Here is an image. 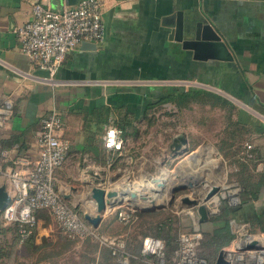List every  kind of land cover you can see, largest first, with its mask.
<instances>
[{
	"label": "crops",
	"instance_id": "obj_1",
	"mask_svg": "<svg viewBox=\"0 0 264 264\" xmlns=\"http://www.w3.org/2000/svg\"><path fill=\"white\" fill-rule=\"evenodd\" d=\"M34 1L53 9L77 2L0 0V103L7 97L13 109L0 129V148L6 152L0 156V168H30L38 154L36 135L40 118L53 109L63 122L60 134L68 141L66 157L53 171V182L58 192L67 195L64 198L73 210L81 217L83 212H94L92 199L84 196L88 186L82 180L107 189L127 187L133 192L110 198L119 202L106 204L94 227L97 233L125 240V235H120L126 234L124 227L134 223L138 212H144L133 209L144 203L135 197L140 190L127 185L137 184L144 175L148 179L168 177L173 167L170 160L180 155L181 161L200 145L202 150L212 147L208 151L223 161L231 175L228 183H237L241 189L243 181L256 194L241 204L233 219L246 221L253 230L264 231V0H103V39L93 42V48H85L80 42L74 45L57 68L52 83L39 78L45 71L33 66L21 52L14 33V28L29 18ZM175 9H180L191 22L210 21L226 41L233 58H193L190 49L168 38L170 28L161 23V17ZM173 86L183 90L197 87L217 95L219 100L196 101L202 110L196 125L185 121L169 132L148 114L155 112L159 104L155 103L158 93ZM193 104L195 101H190L181 110ZM210 111L219 116L218 124L214 125L211 137L199 136L209 127L205 112ZM112 125L121 128L118 149L103 145L105 129ZM178 136L184 142L174 148L173 140ZM247 143L251 145V156L244 157ZM0 184L10 192L6 175L0 176ZM118 208L132 210L128 222L117 219ZM34 214L36 234L51 235L53 220L47 210L36 209ZM181 214V226L194 229L193 223L198 222L195 206L194 211ZM208 216L198 222L201 228L207 221L211 227L214 225ZM113 256L114 263L124 264L119 256ZM134 259L130 264H148L143 255L140 260ZM106 260L96 251L94 264H109ZM129 261L127 258L125 264Z\"/></svg>",
	"mask_w": 264,
	"mask_h": 264
},
{
	"label": "built area",
	"instance_id": "obj_2",
	"mask_svg": "<svg viewBox=\"0 0 264 264\" xmlns=\"http://www.w3.org/2000/svg\"><path fill=\"white\" fill-rule=\"evenodd\" d=\"M103 0H77L73 5L53 9L38 1L30 5L29 18L14 28L20 50L27 59L45 71L39 77L52 83L57 68L65 60L69 50L82 40L99 42L104 36L102 19ZM11 100L5 97L0 103V129L12 113ZM63 122L57 111L51 109L40 118L36 135L38 154L31 161L28 170L9 168L0 176L6 175L11 190L9 200L0 210L4 223H15L18 242L32 234L36 209H46L59 228L68 237L83 239L97 238L96 229L78 215L66 199L54 187L53 171L60 166L67 154L68 141L60 134ZM121 128L109 126L103 135V145L118 149L121 146ZM244 157L251 156L249 143L245 144ZM0 148V156L5 155ZM240 186L237 183L220 184L218 191L204 201L209 214L216 213L223 201L235 206L240 203ZM200 202V199L197 200ZM116 217L128 222L132 210L118 208ZM232 237L221 246L212 262L199 253L201 237L195 227L192 230L177 231L175 245L168 249L166 240L156 235H144L140 240L139 252L148 264H264V231L253 230L246 221L229 219ZM125 240L116 236L108 239L110 253L119 256L126 263L128 255L124 250Z\"/></svg>",
	"mask_w": 264,
	"mask_h": 264
},
{
	"label": "rangeland",
	"instance_id": "obj_3",
	"mask_svg": "<svg viewBox=\"0 0 264 264\" xmlns=\"http://www.w3.org/2000/svg\"><path fill=\"white\" fill-rule=\"evenodd\" d=\"M172 104L165 102L159 103L154 108L155 112L148 114L151 115V119L156 117L157 121H159V125L161 127H165V129L169 132H174L177 130L176 127H180L185 121H190L192 122L191 124L196 125L198 119L197 117L200 114L202 115L201 107L199 106L200 111H198L199 107L196 106V102L193 104V106L184 108L183 110L177 109L175 105ZM205 113H208L209 116L207 118L209 120V124L207 123L209 127L206 130H202V132L199 133V136L203 135L209 138L213 132L214 125L218 124L217 121L219 120V116L212 111ZM145 132L146 131H144L142 134L144 135ZM138 136L142 137L141 134ZM140 137L138 138L140 139ZM202 146L203 145H200L198 148L200 152L198 150L187 152L185 158L181 161H179L180 155H175L170 160L171 166H173L171 167V171L168 175V180H170V182H165L164 186L160 187L161 189L159 192L149 190L152 184L149 181L147 175L142 176L137 184L131 186L130 184L127 185L130 188L140 190V192L144 193L146 196L148 195L146 197L147 199H150V197L153 195L160 196L158 199H155L154 202H161L164 206L154 209L153 213L150 215H142L138 212L134 223L129 225V227H124L126 228V234H120L125 235L126 244L134 242V240L141 239V237L138 235V231L141 230H145L147 234L154 235V226L157 221L164 222L163 225H165V223L166 225L171 224V228L169 227L171 233H176L177 231L184 229L189 230L191 228L182 227L179 220V217L182 215L181 213L183 211H194V206H191L180 200L182 195L188 196L189 190L185 188L176 191L172 200L168 201L169 185L171 181L173 182L178 180V178L174 176V173L178 174V176L181 178L187 176L188 174H193L194 176L200 174L203 178L207 179L211 183H216L219 186L220 184L229 182L228 177L231 175L229 171L225 170L226 166L223 161L213 156V154L208 151L209 148L213 149L212 147H206L205 150H202ZM190 152L193 154L194 163H192V160L190 158L188 159L187 157ZM184 160H186V162ZM145 167H148L147 164H145ZM225 176V181H221ZM124 187H126V185ZM199 198L200 196L197 200H199ZM144 203L147 202L144 201ZM80 208L81 206L78 207V209ZM48 215L53 220V222L50 224L51 235L38 236V234H36L35 225L31 235V243H29V245L26 243L17 242V240H15L12 224L4 223L0 217V264H94V255L96 254V251H101L103 248H105V244L107 243L108 239H110L108 236L111 235L98 232L97 238L77 241L79 239H74L64 234L54 221L53 217L49 213ZM193 227L197 228L201 236L211 228L210 222L208 221L202 228L199 226L198 222H194ZM120 230H124L123 227H121ZM162 232H165V230ZM166 245L168 246L167 241ZM198 251L199 253H204L201 244L198 245ZM206 259L209 261V258L206 257ZM108 261L113 262L111 258H108ZM136 264L141 263L137 262Z\"/></svg>",
	"mask_w": 264,
	"mask_h": 264
},
{
	"label": "water",
	"instance_id": "obj_4",
	"mask_svg": "<svg viewBox=\"0 0 264 264\" xmlns=\"http://www.w3.org/2000/svg\"><path fill=\"white\" fill-rule=\"evenodd\" d=\"M161 23L169 26L170 28L168 38L180 42V46L182 48L190 49L193 58H218L222 60H230L233 58L226 41L220 36L211 22L206 19H199L191 22V20L183 17L180 9H175L163 15L161 17ZM80 43L81 46L85 48L94 47V43L92 41L82 40ZM176 139L179 140V142L175 141ZM176 139L173 140L174 148H177L180 142H184V139L181 136L176 137ZM187 157L192 160V163H194V157L191 152L187 155ZM174 176H176L178 180L173 182L171 181L169 185L168 201L172 200L176 191L186 188L189 190L188 196L182 195L180 200L191 206H195L196 213L198 214V222L206 219L208 213L204 201L218 191L219 185L211 183L200 174L195 176L193 174H188L187 176L181 178L178 174L174 173ZM149 181L156 184L151 186V190L155 192L160 191V187L163 185V182H170L166 176H151L149 177ZM82 183L88 186L84 196L92 199L94 204V212H83L82 217L93 227L98 225L101 213L105 209L106 204L112 205L115 202H119V199L110 198H114L116 195H124L126 193L129 195L133 194L132 191H128V188L119 190L114 188L107 189L98 184H91L88 180H82ZM139 193L141 194L142 199L146 198L144 193ZM61 195L63 197H67L65 194L61 193ZM199 196L200 202H197ZM8 200L9 194L5 190L4 185L0 184V210L6 205ZM145 202L147 203H143L140 206H133V209L136 211H149L164 206L163 203H155L154 200L149 198L146 199Z\"/></svg>",
	"mask_w": 264,
	"mask_h": 264
},
{
	"label": "trees",
	"instance_id": "obj_5",
	"mask_svg": "<svg viewBox=\"0 0 264 264\" xmlns=\"http://www.w3.org/2000/svg\"><path fill=\"white\" fill-rule=\"evenodd\" d=\"M204 98L206 99L208 98L209 102H211V98L219 100L217 95L197 87H191L183 90L181 87L173 86V87H169L167 90L159 92L155 100V103L169 101L172 102L177 109H181L182 106L189 104L190 101H195V102L203 101ZM240 182H241V189L239 192L240 203L235 206H229L224 203L216 213L210 214L208 218L209 220H211V222L214 225L207 232L203 233L199 240V244H201L204 252L201 254L209 258L210 263L212 262L216 254V251L221 246L227 244L232 237V232L229 230V219L237 216L239 210L242 207L241 204L247 201V199L255 197L256 195L254 191L251 190L246 183H244L243 181ZM152 213L153 211H144L141 212L140 214L150 215ZM163 224L164 222L162 221H157L155 223L154 235L163 237L168 243L167 246L168 249H171L175 245V233L173 232L171 233L170 232L171 230H169V227L171 228V224L168 225H166V223L165 225ZM12 228L14 231L15 240H17L18 242V235L16 232L17 225L15 223H12ZM163 230H165V233L162 232ZM31 235L32 234L28 235L20 243H26L29 245V243H31V238H32ZM143 235H146V233L141 231L140 236L142 237ZM140 240L141 239H137L134 240V242H130L128 244H126L125 242L126 250L127 252L130 253V256H128L130 262H128V264L131 263V260L135 261L134 258L138 260L142 258V255L139 252ZM99 253L101 256L104 255L106 259L114 257L113 254L110 253V248L107 247L103 248V250L99 251ZM106 262L109 264H117L114 262H110L108 260H106Z\"/></svg>",
	"mask_w": 264,
	"mask_h": 264
},
{
	"label": "bare ground",
	"instance_id": "obj_6",
	"mask_svg": "<svg viewBox=\"0 0 264 264\" xmlns=\"http://www.w3.org/2000/svg\"><path fill=\"white\" fill-rule=\"evenodd\" d=\"M164 183H165V182H163V185H162L161 187L164 186ZM154 184H155V183H154ZM155 185H156V184H155ZM157 186H158V185H157ZM166 187H167V186H166ZM168 192H169V191H168ZM135 197H136V198H140L143 202L146 201V199H147V198L142 199L140 193H138L137 195L135 194ZM146 197H147V196H146ZM159 197H160V196L153 195L152 197H150V199L155 200V199H158Z\"/></svg>",
	"mask_w": 264,
	"mask_h": 264
}]
</instances>
